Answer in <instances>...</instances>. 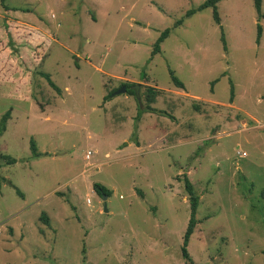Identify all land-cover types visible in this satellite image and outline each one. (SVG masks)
<instances>
[{
    "label": "rangeland",
    "instance_id": "rangeland-1",
    "mask_svg": "<svg viewBox=\"0 0 264 264\" xmlns=\"http://www.w3.org/2000/svg\"><path fill=\"white\" fill-rule=\"evenodd\" d=\"M205 1L0 0V264H189L184 176L191 261L264 264V19Z\"/></svg>",
    "mask_w": 264,
    "mask_h": 264
},
{
    "label": "trees",
    "instance_id": "trees-1",
    "mask_svg": "<svg viewBox=\"0 0 264 264\" xmlns=\"http://www.w3.org/2000/svg\"><path fill=\"white\" fill-rule=\"evenodd\" d=\"M221 1L222 0H206L203 4H201L199 6L198 11H201V10L206 9V8H211L212 12H213L212 16H213L214 22L217 25H220V19H219V16H218V7H217V5ZM252 2H253V6H254V9H255V11L257 13L258 18L264 19V14L261 13V0H252ZM194 13H195V11H190V12L187 13V16L193 15ZM182 23H183V20L181 19V20L177 21L176 25H181ZM169 33H170V29H166L160 34L159 38L157 39V41L155 42V44L153 46L152 56L160 53L161 43L164 41L165 38L168 37ZM261 33H262V29L258 25L257 26V39H256L257 43H259V41H260ZM221 42L223 44L224 49L226 50L225 37H224L223 32L221 34ZM41 76L47 81L48 85L53 90H55L58 93L60 92L59 88L51 80V78H50V76L48 74L42 73ZM170 76H171L172 83L175 85L176 88H179V89H183L184 88V85L177 79V77L174 75V72L172 70H170ZM121 87H125L127 93L135 95L134 91L131 89V86H129L128 84L123 83V84H121L120 88ZM110 95L111 94L106 96L105 99H108ZM154 97L155 96L152 93V90L149 89V93L147 94V100H148L149 104L154 102V99H155ZM147 109L149 111H151V112H155L156 111L155 109H153L151 107H148ZM9 119H10V111L5 112L1 116V118H0V136L6 130V123H7V120H9ZM30 149H31V153H32V158L35 159V158L40 157V154H38L36 152V146H35V143H34L33 140L30 141ZM6 159H7V162H6L7 165L16 163L15 159H11V158H6ZM93 189L100 196L105 195L106 197H108L110 195L109 190L106 189V187H104L103 185L94 184L93 185ZM184 189H185V191H186V193L188 194V197H189L190 219H189L185 234L183 236V247L181 249V252H182V257L184 258V260L188 261L189 264H194L191 261L190 257H189L187 246H188L189 240H190V238H191V236H192V234L194 232V229H195V227H196V225L198 223V221L196 219V211H197V208H198V205H199V196L195 192L193 185L191 184V182L189 181V179L186 176H184ZM16 191L21 196L20 191L18 189H16ZM42 219H43V221L46 224H48V222H47L48 220H47L46 217H42Z\"/></svg>",
    "mask_w": 264,
    "mask_h": 264
},
{
    "label": "water",
    "instance_id": "water-1",
    "mask_svg": "<svg viewBox=\"0 0 264 264\" xmlns=\"http://www.w3.org/2000/svg\"><path fill=\"white\" fill-rule=\"evenodd\" d=\"M133 88V90H134V94L136 95V99H137V101H138V103L140 104V106H141V102H140V98H139V94H138V86H133L132 87ZM122 91L123 92H125L126 91V89H125V87H122ZM121 91H118L117 93H120ZM103 199H106V196L105 195H103ZM107 211V209H106V207L104 206V212H106Z\"/></svg>",
    "mask_w": 264,
    "mask_h": 264
},
{
    "label": "built area",
    "instance_id": "built-area-1",
    "mask_svg": "<svg viewBox=\"0 0 264 264\" xmlns=\"http://www.w3.org/2000/svg\"><path fill=\"white\" fill-rule=\"evenodd\" d=\"M87 158H88V155H87Z\"/></svg>",
    "mask_w": 264,
    "mask_h": 264
}]
</instances>
